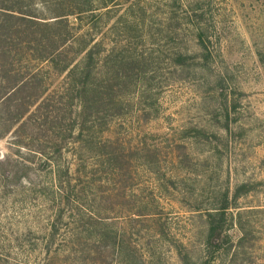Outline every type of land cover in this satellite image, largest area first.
Returning <instances> with one entry per match:
<instances>
[{"label":"rangeland","instance_id":"rangeland-1","mask_svg":"<svg viewBox=\"0 0 264 264\" xmlns=\"http://www.w3.org/2000/svg\"><path fill=\"white\" fill-rule=\"evenodd\" d=\"M91 6L83 14L76 1L37 6L44 17L73 13L63 50L77 62L85 45H98L94 94L83 111L78 74L27 65L25 123L0 127V264L196 263L206 214L241 186L247 192L228 211L229 242L215 264H264V0ZM197 11L212 59L176 68L178 53L199 52L197 31L186 26ZM114 234H125L120 257Z\"/></svg>","mask_w":264,"mask_h":264},{"label":"trees","instance_id":"trees-1","mask_svg":"<svg viewBox=\"0 0 264 264\" xmlns=\"http://www.w3.org/2000/svg\"><path fill=\"white\" fill-rule=\"evenodd\" d=\"M70 1H76L78 4L83 5L79 13L83 14L84 11L88 13L92 11L93 0ZM55 3H57V0H0V74H3L2 77L0 76V127L6 122L11 123L12 126L25 123V109L30 106L28 101H31V96H24L25 88H27L28 82L31 80L30 78L29 81L26 80L25 74H29L27 65L33 62L49 64L50 67H56L55 69L59 67L60 74H69V76L73 77L78 74L77 83L73 86L75 90L73 91L76 92V99L83 100L81 101L83 111L89 106L90 102L85 98L94 94L90 90L93 87L89 83V76L98 45H94L91 48L85 45L77 56V59H80L81 55L83 56V60L80 63L76 59L71 58L68 52H64L63 47L71 40V30H73L67 25L66 20L73 13L57 14L54 18L37 14L38 4L49 9ZM84 6L87 7V10H85ZM193 13V16L189 14L186 20L188 25L186 26L197 31L199 52L196 55L178 53L175 59L176 68L186 66L191 68L198 65L203 67L207 65L208 67V63L212 59L210 46L206 42L208 39L202 27L201 18L204 14L198 11ZM63 17L65 19H62ZM23 63L25 67L22 66ZM4 112L6 116L3 115ZM83 125L81 126L82 129L85 127V123ZM10 127L11 125L9 129ZM75 127L70 131H74ZM76 128L79 129L78 127ZM81 136L82 134L80 133ZM52 145L54 150L57 152L61 151L62 147L57 142L52 143ZM106 157L112 162L120 163L121 161L119 153L116 152L107 153ZM4 178H7V174L4 175ZM243 192H247L246 186H241L236 190L232 201L225 198L219 208L206 214L208 232L205 241V253L199 262L192 264L217 263L218 255L229 242L227 235L229 227L228 211ZM67 199V203L70 204L72 199ZM60 219L62 221V217ZM161 230L165 233L164 228H161ZM58 231L59 228L54 226L50 239L45 244L46 255L52 253V247L56 243ZM118 235L114 234V237H112V252L115 253L118 249V256L120 257L126 240L124 238L125 234ZM246 238V234L243 233L238 244L243 245ZM103 239L108 240V238L103 236V238H99V242H103ZM179 253L182 258L186 257L183 249H179Z\"/></svg>","mask_w":264,"mask_h":264}]
</instances>
